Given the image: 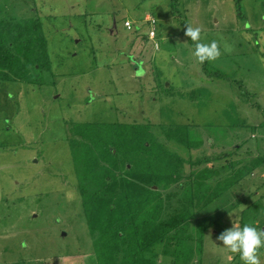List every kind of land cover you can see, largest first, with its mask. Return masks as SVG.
I'll list each match as a JSON object with an SVG mask.
<instances>
[{
    "label": "rangeland",
    "instance_id": "rangeland-1",
    "mask_svg": "<svg viewBox=\"0 0 264 264\" xmlns=\"http://www.w3.org/2000/svg\"><path fill=\"white\" fill-rule=\"evenodd\" d=\"M242 6L239 17L235 0H0V18L41 23L50 63L37 83L0 79V264H96L68 138L82 122L190 125L206 145L179 153L230 150L221 177L235 182L193 216L191 264H243L216 239L234 219L264 230V0ZM187 27L216 41V60L196 61Z\"/></svg>",
    "mask_w": 264,
    "mask_h": 264
},
{
    "label": "trees",
    "instance_id": "trees-1",
    "mask_svg": "<svg viewBox=\"0 0 264 264\" xmlns=\"http://www.w3.org/2000/svg\"><path fill=\"white\" fill-rule=\"evenodd\" d=\"M235 6L241 17L242 0H235ZM49 69L41 23L0 18V79L37 83ZM259 126L264 128V119ZM189 128L149 122L69 126L76 187L93 235L96 264H159L163 256L171 264H191L201 253L203 235L191 244V220L235 178L221 177L231 163L224 145L219 155L203 157L211 165L179 153L180 145L191 150L206 145ZM216 160L222 162L215 166ZM185 164L199 169L185 171Z\"/></svg>",
    "mask_w": 264,
    "mask_h": 264
},
{
    "label": "clouds",
    "instance_id": "clouds-1",
    "mask_svg": "<svg viewBox=\"0 0 264 264\" xmlns=\"http://www.w3.org/2000/svg\"><path fill=\"white\" fill-rule=\"evenodd\" d=\"M185 35L196 42L192 53L198 63L214 61L220 51L216 41L201 43V29L187 27ZM219 245L232 254H239L243 264H259L258 249L264 247V230H257L251 224L240 225L234 219L230 228L223 230L218 236Z\"/></svg>",
    "mask_w": 264,
    "mask_h": 264
},
{
    "label": "built area",
    "instance_id": "built-area-1",
    "mask_svg": "<svg viewBox=\"0 0 264 264\" xmlns=\"http://www.w3.org/2000/svg\"><path fill=\"white\" fill-rule=\"evenodd\" d=\"M145 22L147 23L148 25V28H147V37L151 40H153L156 36V19L150 15V14H146L145 16ZM124 26L130 30L132 29L134 26H133V23L131 20H128L126 19L124 21ZM154 45V48L157 49L158 48V43L156 41H154L153 43Z\"/></svg>",
    "mask_w": 264,
    "mask_h": 264
}]
</instances>
